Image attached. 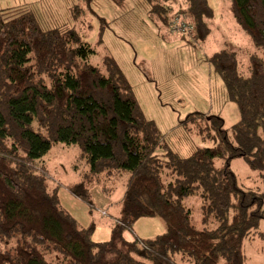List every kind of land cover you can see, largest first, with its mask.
Wrapping results in <instances>:
<instances>
[{
  "label": "trees",
  "instance_id": "trees-1",
  "mask_svg": "<svg viewBox=\"0 0 264 264\" xmlns=\"http://www.w3.org/2000/svg\"><path fill=\"white\" fill-rule=\"evenodd\" d=\"M146 2L168 28L180 17L193 25V37L210 34L208 0ZM230 4L262 55H250L248 75L234 51L209 57L240 118L227 128L221 116L190 114L185 122L209 131L202 134L215 145L187 156L143 114L110 54L94 65L95 49L71 26L45 29L27 6L0 9V264H180L179 257L181 264H246L242 244L264 219V195L239 186L230 163L244 157L264 183V0ZM59 141L77 144L95 174L130 173L105 242H94L95 226L82 228L61 208L38 169ZM87 186L82 181L70 191L90 203ZM191 194L201 199V220L216 221L214 229L193 225L185 204ZM149 217H161L166 231L150 240L126 236Z\"/></svg>",
  "mask_w": 264,
  "mask_h": 264
},
{
  "label": "rangeland",
  "instance_id": "rangeland-1",
  "mask_svg": "<svg viewBox=\"0 0 264 264\" xmlns=\"http://www.w3.org/2000/svg\"><path fill=\"white\" fill-rule=\"evenodd\" d=\"M208 2L214 17L208 23L211 31L205 40L189 33H172L150 11L146 0H0V9L27 6L45 29L71 26L95 49L89 59L94 65L110 54L131 83L143 114L156 123L173 151L187 156L199 147L215 145L211 136L202 134L209 131L201 132L194 121L185 122L190 114L221 116L227 128L240 118V111L228 100L224 83L210 65L209 57L219 50L234 51L239 71L248 75L250 55H262L235 22L230 0ZM210 132L214 130L210 128ZM216 165L220 166L221 160H216ZM230 165L239 186L264 195L261 176L244 157L232 158ZM38 169L46 177L49 192L58 194L61 208L82 228L95 226L91 234L94 242H105L111 237L126 192L128 171L103 170L95 174L79 146L62 141L49 148L43 161H38ZM82 181L88 182L90 203L70 191ZM185 202L192 210L190 218L196 228L216 227L215 220H201V199L197 194L185 197ZM166 229L161 217L140 218L126 236L150 240ZM242 251L246 264H264V219L257 234L244 240ZM220 264L227 262L221 260Z\"/></svg>",
  "mask_w": 264,
  "mask_h": 264
},
{
  "label": "built area",
  "instance_id": "built-area-1",
  "mask_svg": "<svg viewBox=\"0 0 264 264\" xmlns=\"http://www.w3.org/2000/svg\"><path fill=\"white\" fill-rule=\"evenodd\" d=\"M169 28L172 33H192L194 30V27L190 22H187L184 19H181L180 17L175 18ZM103 214H105V212Z\"/></svg>",
  "mask_w": 264,
  "mask_h": 264
},
{
  "label": "crops",
  "instance_id": "crops-1",
  "mask_svg": "<svg viewBox=\"0 0 264 264\" xmlns=\"http://www.w3.org/2000/svg\"><path fill=\"white\" fill-rule=\"evenodd\" d=\"M120 215V214H119ZM118 218V216H116V219ZM149 221H154V220H149ZM148 220H145L144 222H149Z\"/></svg>",
  "mask_w": 264,
  "mask_h": 264
}]
</instances>
